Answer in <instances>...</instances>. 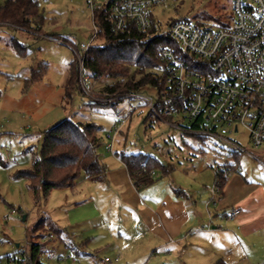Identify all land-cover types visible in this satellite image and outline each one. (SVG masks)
Masks as SVG:
<instances>
[{
    "label": "rangeland",
    "instance_id": "obj_1",
    "mask_svg": "<svg viewBox=\"0 0 264 264\" xmlns=\"http://www.w3.org/2000/svg\"><path fill=\"white\" fill-rule=\"evenodd\" d=\"M7 1L0 0V8ZM38 1L41 12L38 27L0 22V152L3 160L0 163V264H18L9 262V256L18 254L17 244L29 247L31 242L43 243L45 252L39 258L43 264L215 262L216 255L223 253L214 252L210 259L203 257L204 250L198 251L194 247L175 257L149 249L144 242V232L136 223L135 210L121 202L120 195L113 188L107 190L104 183L80 178L73 188L54 189L47 197L40 193L39 203H36L30 179L18 174L20 170L32 168L43 146L45 131L64 119L96 123L101 126L103 136L100 159L107 167H112L120 154L107 149L106 135L119 119L118 114L132 107L136 108L132 118L123 125L117 137L118 147L124 153L142 152L158 158L156 145L169 149L173 144L178 147L187 144L205 152L209 162L218 157L222 163L234 164L229 177L241 174L247 180L264 183V145L255 148L244 128L231 134L246 150H240L234 156L228 147L223 150V145L213 139L205 144L157 120L138 98L110 100L108 105H103L106 101L94 103L82 87L80 63L75 51L82 43L89 42L93 32L87 0ZM153 11L165 31H169L171 21L179 18L193 19L200 25L213 28L228 26L234 20L233 0H166ZM74 60L79 65L80 90L74 89L72 97L67 98L70 66ZM113 82L105 76L94 79V95L109 98L105 95L108 93L106 86ZM140 93L155 100L158 90L148 85ZM187 158L184 154L175 160L176 169L171 170L175 175L183 177L186 171H190L192 163H188ZM158 174L161 171L157 172V177ZM204 177L208 186L214 185L215 174L211 169L204 171ZM13 209L15 213H12ZM42 214L48 215L60 229L59 233L55 229L43 230L32 238V229ZM31 251L29 247L28 254ZM51 252L55 255L52 256ZM68 254H71L70 258ZM117 254L121 258L119 261L114 260ZM107 257L112 261L106 262Z\"/></svg>",
    "mask_w": 264,
    "mask_h": 264
},
{
    "label": "built area",
    "instance_id": "obj_2",
    "mask_svg": "<svg viewBox=\"0 0 264 264\" xmlns=\"http://www.w3.org/2000/svg\"><path fill=\"white\" fill-rule=\"evenodd\" d=\"M165 1L87 0L92 14L93 32L89 42L75 49L80 63V81L86 94L93 101L138 98L149 107L157 120L205 144L213 139L223 145V150L228 147L230 153L245 150L231 137L241 128L247 130L255 148L263 146L264 0H233L234 20L230 25L220 28L203 26L189 18L171 21L168 29L178 49L166 45L158 51L160 64L155 69V78L159 80V88L155 100L136 91L123 95L105 93L109 98L94 95L93 81L96 78L85 69L84 63L88 50L98 40L95 13L109 5L117 31L126 30L131 23L146 31L153 26L152 17L158 24L161 23L154 17L153 10ZM135 109L132 107L131 110L121 111L119 119L108 130L106 147L110 152H124L118 147L117 137L123 125L132 118ZM177 147L173 144L166 149L157 145L156 150L159 157L174 165ZM230 164L228 161L222 163L215 157L211 165H205V169L211 168L215 174V183L211 188L214 197L220 192L216 178L227 179L233 170ZM151 173L155 174V171ZM15 212L13 209L12 213ZM239 212L240 209H236L233 214ZM29 247L19 245L18 254L9 256V262L33 264L27 252ZM51 255L54 256L55 252H51ZM67 257L70 258L71 254ZM114 260L119 261L120 257ZM105 261L111 262L112 259L107 257Z\"/></svg>",
    "mask_w": 264,
    "mask_h": 264
},
{
    "label": "trees",
    "instance_id": "obj_3",
    "mask_svg": "<svg viewBox=\"0 0 264 264\" xmlns=\"http://www.w3.org/2000/svg\"><path fill=\"white\" fill-rule=\"evenodd\" d=\"M152 20V28L146 31L135 23L129 24L124 31H117L109 5L95 13V23L99 29L98 39L101 41L90 47L84 66L96 79L105 76L114 81L106 86L108 93L140 92L148 85L158 90L159 80L155 78V69L160 64L158 51L166 45L178 49V45L169 31L162 30L153 17ZM0 22H10L26 28H33V24L38 27L41 24L39 1L8 0L0 8ZM78 69V62L74 60L70 66L67 98L72 97L74 89L80 90ZM109 103L111 102L106 101L103 105ZM100 132L101 126L96 123H79L71 119H64L45 131L43 146L32 168L20 170L18 174L30 179L37 204L40 193L47 197L54 189L73 188L82 175L94 182L106 180L107 166L99 154L103 143ZM236 154L237 152L231 153L234 156ZM120 157L138 188L153 183L158 171H161L162 175L169 171L161 160L150 154L122 153ZM0 163H3L1 152ZM230 168L234 169V164L231 163ZM152 171H155V174H152ZM216 179L221 192L227 179ZM43 230L59 233L60 229L55 227L48 215L42 214L32 229L31 237H36L38 232ZM31 250L32 263L43 264L38 259L44 250L43 243L33 242ZM216 264L226 263L220 260Z\"/></svg>",
    "mask_w": 264,
    "mask_h": 264
},
{
    "label": "crops",
    "instance_id": "obj_4",
    "mask_svg": "<svg viewBox=\"0 0 264 264\" xmlns=\"http://www.w3.org/2000/svg\"><path fill=\"white\" fill-rule=\"evenodd\" d=\"M184 154L192 168L183 177L171 171L175 165L158 156L169 171L158 174L150 185L138 188L119 156L112 167L108 165L106 180L96 182L104 183L107 190L113 188L121 202L135 210L144 242L154 252L175 257L194 247L204 250V258L211 259L214 252L223 253L216 255L211 264L220 260L226 264H264V183L234 174L214 197L212 186L204 179V171L211 169H205V165L213 162L206 159L205 152L187 144L176 148L175 160ZM81 178L87 180L83 175ZM236 209L240 212L233 214Z\"/></svg>",
    "mask_w": 264,
    "mask_h": 264
},
{
    "label": "water",
    "instance_id": "obj_5",
    "mask_svg": "<svg viewBox=\"0 0 264 264\" xmlns=\"http://www.w3.org/2000/svg\"><path fill=\"white\" fill-rule=\"evenodd\" d=\"M17 246H19V244H17Z\"/></svg>",
    "mask_w": 264,
    "mask_h": 264
}]
</instances>
